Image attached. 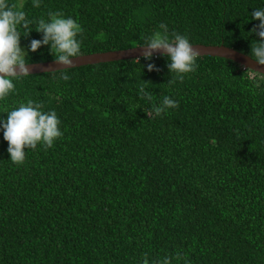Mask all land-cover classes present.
<instances>
[{"label": "trees", "instance_id": "trees-1", "mask_svg": "<svg viewBox=\"0 0 264 264\" xmlns=\"http://www.w3.org/2000/svg\"><path fill=\"white\" fill-rule=\"evenodd\" d=\"M30 20L60 11L82 29L81 54L142 43L159 23L191 43L248 54L264 0H9ZM32 31L26 46L40 39ZM254 42V41H253ZM29 63L54 60L47 46ZM135 59L34 73L3 109L34 100L55 110L63 136L52 148L7 161L0 132V264H264V81L246 67L199 55L171 85ZM141 68V69H140ZM67 71L70 79H59ZM167 95L176 109L147 118ZM182 259H175L176 254Z\"/></svg>", "mask_w": 264, "mask_h": 264}, {"label": "clouds", "instance_id": "clouds-1", "mask_svg": "<svg viewBox=\"0 0 264 264\" xmlns=\"http://www.w3.org/2000/svg\"><path fill=\"white\" fill-rule=\"evenodd\" d=\"M41 0H32V6L40 7ZM251 20H257L251 30V35L257 37L250 43L248 55L258 68H247L244 73L253 87L264 81V6L251 12ZM35 31L41 34L40 39H31L26 46L21 45V37H27ZM81 26L62 12H48L47 17H40L36 21L30 20L24 10V4H10L9 0H0V102H4L14 93L16 82L30 76L28 70L29 53L47 46L49 54L63 69L74 66V60L81 55L82 41L78 34ZM254 41V42H253ZM137 46L143 48L140 57L135 60L148 72L159 71L152 63L153 56L159 52L168 61L166 67L170 74L167 84L182 81L189 73H194L198 67L197 58L200 55L191 43L188 35L170 32L168 25L159 23L157 28L147 35ZM141 69V68H140ZM59 79L67 81L70 75L67 71H60ZM141 98L151 104L150 111L145 112L147 118H158L167 114L170 109H176L178 102L165 95L158 103H152V93L141 86ZM43 104L34 100L20 102L17 106L3 109L5 115H0V132L7 142V161L13 165H22L26 158V149H36L37 145L52 148L57 139L63 136L61 121L55 110L43 111ZM172 257H164L156 264H172ZM175 259H182L179 253ZM142 264H148L146 260Z\"/></svg>", "mask_w": 264, "mask_h": 264}, {"label": "water", "instance_id": "water-1", "mask_svg": "<svg viewBox=\"0 0 264 264\" xmlns=\"http://www.w3.org/2000/svg\"><path fill=\"white\" fill-rule=\"evenodd\" d=\"M196 51L200 55H210L223 57L229 60H232L243 67L256 69L258 66L250 58L248 54L240 52L232 47L218 44V45H205V44H194ZM143 52V48L139 46L130 47L126 49L119 50H110L104 52H94L88 54H81L74 60V66L78 67L87 64H95L100 62H109L122 59H136L140 57ZM159 52H156L154 55H159ZM29 74L34 73H43V72H52L61 70L62 66L57 64L54 60L41 61L29 63L28 65ZM264 72V68L260 69Z\"/></svg>", "mask_w": 264, "mask_h": 264}]
</instances>
